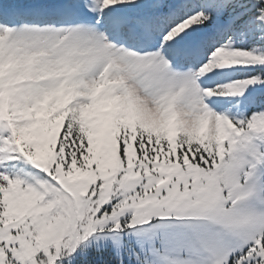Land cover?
<instances>
[{"label":"snow or ice","instance_id":"1","mask_svg":"<svg viewBox=\"0 0 264 264\" xmlns=\"http://www.w3.org/2000/svg\"><path fill=\"white\" fill-rule=\"evenodd\" d=\"M0 264H264V0H0Z\"/></svg>","mask_w":264,"mask_h":264},{"label":"rangeland","instance_id":"2","mask_svg":"<svg viewBox=\"0 0 264 264\" xmlns=\"http://www.w3.org/2000/svg\"><path fill=\"white\" fill-rule=\"evenodd\" d=\"M239 76V74L238 73H225V74H223V76H222V79L223 80H227V79H235V78H237Z\"/></svg>","mask_w":264,"mask_h":264}]
</instances>
